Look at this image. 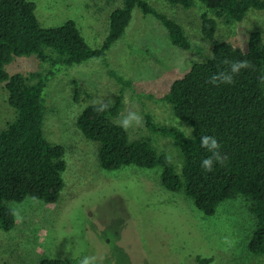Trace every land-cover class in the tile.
<instances>
[{
    "label": "rangeland",
    "instance_id": "rangeland-1",
    "mask_svg": "<svg viewBox=\"0 0 264 264\" xmlns=\"http://www.w3.org/2000/svg\"><path fill=\"white\" fill-rule=\"evenodd\" d=\"M31 1L37 5L42 26L74 20L92 48L103 45L111 13L123 5V0ZM147 1L184 27L191 49L175 47L164 24L136 8L124 36L107 52L105 61L74 64L49 81L44 133L51 143L65 149V187L54 204L33 198L10 203L22 219L16 217V226L9 232L0 228V264H39L45 258L85 256H95L96 264H197L198 256L213 257L212 264H264V255L248 249L256 219L247 199L224 201L214 216H207L184 193L163 185L160 167L101 168L99 143L88 139L77 125L81 113L94 101L111 104L121 100L116 122L130 111L141 115L142 125L128 129L131 138L148 140L181 171L182 155L173 138L151 131L146 116L192 134L191 127L162 98L176 79L212 55L213 45L202 31L207 8L199 1L189 10L168 0ZM254 30L264 37V11L251 9L242 22L219 20L217 35L243 45ZM49 67L36 56H22L6 69L11 74H29ZM110 70L118 72L124 82L117 81ZM7 95L0 85V129L15 117Z\"/></svg>",
    "mask_w": 264,
    "mask_h": 264
},
{
    "label": "trees",
    "instance_id": "trees-1",
    "mask_svg": "<svg viewBox=\"0 0 264 264\" xmlns=\"http://www.w3.org/2000/svg\"><path fill=\"white\" fill-rule=\"evenodd\" d=\"M168 1L186 10L201 2L207 8L202 15V31L213 45L212 55L176 79L162 98L175 116L191 127L192 138L177 126L162 125L146 116L151 131L173 138L182 155L181 171L165 152L148 140L132 139L128 130L119 127L115 118L119 117L121 100L108 104L104 112L95 111L99 105L88 106L77 125L88 139L99 143L101 168L160 167L163 185L184 193L207 216H214L224 201L247 199L256 219L248 249L264 255V37L254 30L241 45L217 35L219 20L242 22L251 9L264 11V0ZM36 8L31 0H0V85H4L15 112L13 121L0 129V228L6 232L16 226L11 202L35 197L54 204L65 187V149L51 143L44 133L46 89L52 78L74 64L90 59L105 61L107 52L124 36L136 8L145 16L155 15L175 47L191 49L184 27L159 13L147 0H123L110 15V30L100 48L87 43L74 20L56 27L42 26ZM22 56H36L50 67L29 74L9 73L6 66ZM226 59L247 60L251 67L234 75L232 84L209 83L214 74L229 68ZM110 73L124 82L118 72ZM204 135L216 137L222 145L221 154L228 157L224 165L214 162L211 172L201 167L203 159L211 155L200 145ZM81 260L45 258L39 264H79ZM214 260L198 256L197 264H212Z\"/></svg>",
    "mask_w": 264,
    "mask_h": 264
},
{
    "label": "clouds",
    "instance_id": "clouds-1",
    "mask_svg": "<svg viewBox=\"0 0 264 264\" xmlns=\"http://www.w3.org/2000/svg\"><path fill=\"white\" fill-rule=\"evenodd\" d=\"M224 63L229 65V68L225 71H220L217 74H214L209 83L218 85L220 83L223 84H232L234 82V75L238 74L241 69H247L251 67L249 61L247 60H237V61H229L225 60ZM94 105H99L95 107V111L97 112H104L108 104L104 103L103 101H94ZM143 123V117L139 115L137 112L130 111L126 116L118 122L119 127L127 131L128 129L132 128L133 126H140ZM188 138H192L189 135ZM200 145L202 148L207 149L211 155L205 159H203L201 167L207 171L211 172L213 170L214 162H219L221 165H224L228 160L226 155H222L220 149L222 145L218 142V139L214 136L204 135L200 137ZM35 200L36 198L33 197ZM12 214L18 218L19 212L17 210H13ZM22 219V218H21ZM96 257L95 256H85L81 261L80 264H96Z\"/></svg>",
    "mask_w": 264,
    "mask_h": 264
}]
</instances>
